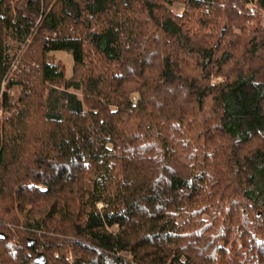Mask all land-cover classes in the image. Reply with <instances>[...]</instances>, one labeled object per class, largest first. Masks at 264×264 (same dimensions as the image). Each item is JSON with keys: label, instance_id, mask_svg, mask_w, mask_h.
Returning <instances> with one entry per match:
<instances>
[{"label": "trees", "instance_id": "obj_1", "mask_svg": "<svg viewBox=\"0 0 264 264\" xmlns=\"http://www.w3.org/2000/svg\"><path fill=\"white\" fill-rule=\"evenodd\" d=\"M18 1L0 2V88L20 55L18 97L0 96V264H264L247 0Z\"/></svg>", "mask_w": 264, "mask_h": 264}, {"label": "rangeland", "instance_id": "obj_2", "mask_svg": "<svg viewBox=\"0 0 264 264\" xmlns=\"http://www.w3.org/2000/svg\"><path fill=\"white\" fill-rule=\"evenodd\" d=\"M17 6L19 9H21L24 13H28L27 8H26V0H20L17 2ZM170 9L175 13V14H181L182 10H183V5L180 3H175L173 4ZM38 18H34L35 23H37ZM236 32H238V29H234ZM8 44L10 45V52L13 53L15 52L19 47L20 44H18L17 42H15L13 39H9L8 40ZM71 56L69 55H65V57H56L54 55H50L48 54V60L52 61V62H60L64 65L65 67V73L67 77H70L71 75V69L72 66H70L71 64ZM73 63V61H72ZM246 73L248 75L253 76V78L258 81L263 83L264 85V50H257L256 52L253 53L251 60L248 63L247 66V70ZM221 78H215L213 79V82H217L220 81ZM14 88V92L13 95H10V101L13 102L17 99L18 94H19V90H17L16 87ZM16 88V89H15ZM137 99L136 94L132 95V100L133 102H135ZM5 113L1 112L0 116H4ZM111 231L115 232L117 230V227H112L110 228Z\"/></svg>", "mask_w": 264, "mask_h": 264}, {"label": "built area", "instance_id": "obj_3", "mask_svg": "<svg viewBox=\"0 0 264 264\" xmlns=\"http://www.w3.org/2000/svg\"><path fill=\"white\" fill-rule=\"evenodd\" d=\"M247 5H248L250 11L253 14H255V15H257L259 17V20H260L261 25L264 26V9L257 4V0H247ZM233 6L235 7V5H233ZM38 20H39V18H38ZM23 46L24 45H22V47ZM19 62H20V55H18L13 60V62L11 64L10 71L5 75V77L3 78L2 82H1L0 96H1V93L4 92V91H6L7 93H10L11 95H13L14 88L13 87H7L6 86V83L8 81V78L12 76L13 70L17 67V65L19 64ZM1 112H3V111L0 109V113Z\"/></svg>", "mask_w": 264, "mask_h": 264}, {"label": "crops", "instance_id": "obj_4", "mask_svg": "<svg viewBox=\"0 0 264 264\" xmlns=\"http://www.w3.org/2000/svg\"><path fill=\"white\" fill-rule=\"evenodd\" d=\"M50 55L52 54V55H54V56H56V57H65V55H69V56H71V54L70 53H68V52H66V51H52V52H50L49 53ZM71 64H70V66H72V56H71Z\"/></svg>", "mask_w": 264, "mask_h": 264}, {"label": "water", "instance_id": "obj_5", "mask_svg": "<svg viewBox=\"0 0 264 264\" xmlns=\"http://www.w3.org/2000/svg\"><path fill=\"white\" fill-rule=\"evenodd\" d=\"M2 0H0V2H1ZM42 259H43V255L40 253V254H38L36 257H35V262L36 263H39V264H44L45 263V261H42Z\"/></svg>", "mask_w": 264, "mask_h": 264}]
</instances>
